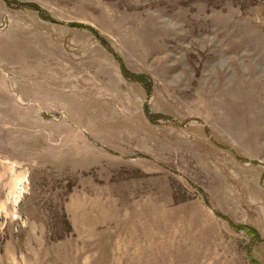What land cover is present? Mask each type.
Here are the masks:
<instances>
[{
  "label": "rangeland",
  "instance_id": "1",
  "mask_svg": "<svg viewBox=\"0 0 264 264\" xmlns=\"http://www.w3.org/2000/svg\"><path fill=\"white\" fill-rule=\"evenodd\" d=\"M0 264H264V0H0Z\"/></svg>",
  "mask_w": 264,
  "mask_h": 264
},
{
  "label": "trees",
  "instance_id": "2",
  "mask_svg": "<svg viewBox=\"0 0 264 264\" xmlns=\"http://www.w3.org/2000/svg\"><path fill=\"white\" fill-rule=\"evenodd\" d=\"M243 229L247 230V233L250 235V237H254L255 236V235L252 234L253 232L255 233V231L252 232L248 227H243Z\"/></svg>",
  "mask_w": 264,
  "mask_h": 264
},
{
  "label": "bare ground",
  "instance_id": "3",
  "mask_svg": "<svg viewBox=\"0 0 264 264\" xmlns=\"http://www.w3.org/2000/svg\"><path fill=\"white\" fill-rule=\"evenodd\" d=\"M22 178H23V177H22ZM22 178H20V179L18 180L19 183L22 182V180H23ZM21 179H22V180H21Z\"/></svg>",
  "mask_w": 264,
  "mask_h": 264
}]
</instances>
